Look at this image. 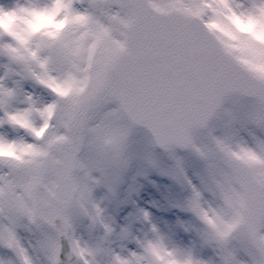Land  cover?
I'll return each mask as SVG.
<instances>
[{"label":"snow or ice","instance_id":"6c2138e0","mask_svg":"<svg viewBox=\"0 0 264 264\" xmlns=\"http://www.w3.org/2000/svg\"><path fill=\"white\" fill-rule=\"evenodd\" d=\"M211 7L0 0L64 23L0 30V264H264V43L224 44Z\"/></svg>","mask_w":264,"mask_h":264},{"label":"clouds","instance_id":"9594fccd","mask_svg":"<svg viewBox=\"0 0 264 264\" xmlns=\"http://www.w3.org/2000/svg\"><path fill=\"white\" fill-rule=\"evenodd\" d=\"M212 6L208 11V26L224 44L237 45L238 37L251 38L258 43H264V27H258L255 21L242 15L243 9L238 7L245 3V0H232V6L224 7L223 0H207ZM13 4L21 6L28 3V0H12ZM64 28V23L59 18L51 16H30L23 12H16L11 15H0V30L5 32L15 29L21 35L25 31L33 33H56ZM236 55H241L239 51ZM53 92L62 94L65 89L53 81L49 84ZM51 119V115L48 116ZM47 131V124L40 129L39 135L43 136ZM12 149L0 148V155H11ZM163 264H174L170 255H163Z\"/></svg>","mask_w":264,"mask_h":264},{"label":"water","instance_id":"95a60500","mask_svg":"<svg viewBox=\"0 0 264 264\" xmlns=\"http://www.w3.org/2000/svg\"><path fill=\"white\" fill-rule=\"evenodd\" d=\"M156 133L161 140H166L174 135V129L167 122L166 118L161 115L160 119L155 122Z\"/></svg>","mask_w":264,"mask_h":264},{"label":"rangeland","instance_id":"374dc122","mask_svg":"<svg viewBox=\"0 0 264 264\" xmlns=\"http://www.w3.org/2000/svg\"><path fill=\"white\" fill-rule=\"evenodd\" d=\"M157 2L161 5V7L163 8V5L165 4L166 0H157ZM160 150H157V152H159ZM177 209H173L171 212L166 213L167 217H170L172 219H175V213L177 212ZM184 215V214H181Z\"/></svg>","mask_w":264,"mask_h":264}]
</instances>
